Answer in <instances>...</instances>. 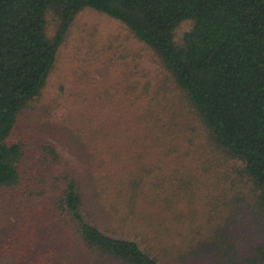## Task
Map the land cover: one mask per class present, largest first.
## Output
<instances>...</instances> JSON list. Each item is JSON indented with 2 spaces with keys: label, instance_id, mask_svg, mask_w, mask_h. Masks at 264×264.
Here are the masks:
<instances>
[{
  "label": "trees",
  "instance_id": "16d2710c",
  "mask_svg": "<svg viewBox=\"0 0 264 264\" xmlns=\"http://www.w3.org/2000/svg\"><path fill=\"white\" fill-rule=\"evenodd\" d=\"M87 7L154 51L204 125L202 160L167 191L141 170L98 184L51 141L16 137ZM191 114L158 140L193 145ZM0 264H264V0H0Z\"/></svg>",
  "mask_w": 264,
  "mask_h": 264
},
{
  "label": "rangeland",
  "instance_id": "374dc122",
  "mask_svg": "<svg viewBox=\"0 0 264 264\" xmlns=\"http://www.w3.org/2000/svg\"><path fill=\"white\" fill-rule=\"evenodd\" d=\"M54 30L50 17L48 33ZM168 74L154 51L122 21L87 7L61 46L41 97L21 115L16 137L35 145L51 141L66 163L79 170L90 167L98 184L116 183L128 171L141 170L149 171L146 181L161 180L159 191H167L179 182L183 161L194 165L202 160L197 145L208 140ZM150 106L159 113L152 116ZM187 112L198 127L193 145L173 135L160 142L165 128L188 119ZM187 135L191 133L184 128L182 136Z\"/></svg>",
  "mask_w": 264,
  "mask_h": 264
},
{
  "label": "clouds",
  "instance_id": "9594fccd",
  "mask_svg": "<svg viewBox=\"0 0 264 264\" xmlns=\"http://www.w3.org/2000/svg\"><path fill=\"white\" fill-rule=\"evenodd\" d=\"M191 31V24L188 21H182L178 27L172 29L171 42L173 44L182 45L184 42V34Z\"/></svg>",
  "mask_w": 264,
  "mask_h": 264
}]
</instances>
